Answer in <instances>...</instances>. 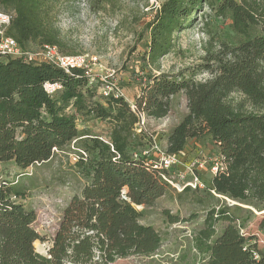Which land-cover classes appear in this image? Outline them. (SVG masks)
Masks as SVG:
<instances>
[{
  "label": "trees",
  "instance_id": "obj_1",
  "mask_svg": "<svg viewBox=\"0 0 264 264\" xmlns=\"http://www.w3.org/2000/svg\"><path fill=\"white\" fill-rule=\"evenodd\" d=\"M56 1L0 0V9L13 12L7 34L21 46L59 48L53 20ZM204 7L220 17L229 13L233 31L245 39L235 45L221 42L198 64L161 71L160 60L174 49L176 35L188 29ZM146 28L149 42L141 63L142 71L149 70L139 79L133 106L110 92L104 103L93 100L95 94L80 69L66 73L47 62L0 59V162L13 161L25 169L49 160L54 148L63 150L79 137L81 147L77 139L70 154L78 157L75 163L80 166L88 162L86 181L63 209L46 255L33 246L42 239L32 226L35 211L16 201L20 192L0 180V264H91L97 252L100 260L110 257L108 239L122 222L142 216L136 206H151L169 194L171 187L157 171L143 157H133L130 140L133 135L143 140L142 130L136 134L142 117H166L171 99L179 93L185 96L187 113L164 136L166 151L177 155L189 139L208 137L222 162L208 187L223 204L207 210L193 246L207 257V264H264V252L246 243L234 212L242 205L264 208V0H162ZM253 28L259 31L250 36ZM201 73L209 77L197 80ZM45 83L61 86L57 98L44 89ZM234 93L242 100L234 101ZM68 103L76 113L106 122L108 137L79 130L75 117L62 112ZM188 190L194 189L183 192ZM165 213L170 223L188 220ZM218 223L226 224L220 234ZM129 229V250L141 246L140 252H145L140 244L153 228L135 224Z\"/></svg>",
  "mask_w": 264,
  "mask_h": 264
},
{
  "label": "rangeland",
  "instance_id": "obj_2",
  "mask_svg": "<svg viewBox=\"0 0 264 264\" xmlns=\"http://www.w3.org/2000/svg\"><path fill=\"white\" fill-rule=\"evenodd\" d=\"M162 0H57L54 22L59 32V49L66 54H87L96 58L94 79L89 88L94 92L93 100L104 103L103 90L121 95L133 106L139 95V79L149 70L142 71L141 57L147 49L149 34L146 24L151 20ZM231 17L216 16L214 11L204 7L194 14L191 26L176 35L174 49L164 56L159 69L176 72L184 67L198 64L207 50H215L221 42L235 45L245 39L231 27ZM253 28L249 35L258 33ZM37 44V43H36ZM28 45L34 46L35 43ZM209 77L201 73L197 80ZM58 97L59 91L52 94ZM238 93L232 95L234 101L242 100ZM248 110L251 109L245 103ZM62 112L75 117L79 130L87 129L93 135L105 139L109 135V125L93 116L76 113L72 104H63ZM186 99L183 93L171 99L170 111L166 117L151 119L142 117L136 134L142 130L145 138L131 137V152L147 150L152 144L165 148L164 136L186 115ZM82 137L76 138L81 147ZM72 146V141L70 143ZM70 146L54 151L49 160L35 163L25 169L13 161L0 162V180L10 183L20 196L15 200L36 213L32 226L42 239L33 243L36 252L46 255L47 245L54 236L62 212L71 197L82 189L86 175L85 165L76 164L70 154ZM185 152L177 154L179 169L198 158L211 161L219 159L217 148L207 137L190 140ZM212 174L209 165L202 174L203 185L194 190L181 192L170 188L169 194L158 199L151 206L137 205L142 212L137 220L124 221L118 233L109 238L107 252L102 260L95 259L91 264H207V257L193 246V238L203 225L209 208H218L224 199L209 189ZM180 194V195H178ZM227 203L232 204L230 201ZM235 210L236 225L247 238V244L255 245L264 252V208L241 206ZM165 212L188 219L170 223ZM140 224L151 226L153 234L140 244L145 249L131 252L133 245L127 241L130 226ZM225 223L215 226L220 234ZM106 252V253H107ZM108 254V253H107ZM256 254V252H255ZM257 255V254H256Z\"/></svg>",
  "mask_w": 264,
  "mask_h": 264
},
{
  "label": "built area",
  "instance_id": "obj_3",
  "mask_svg": "<svg viewBox=\"0 0 264 264\" xmlns=\"http://www.w3.org/2000/svg\"><path fill=\"white\" fill-rule=\"evenodd\" d=\"M12 17L13 12L0 9V59L20 58L30 63L47 62L63 69L66 73L73 69H80L89 82L94 79L93 66L96 61L95 57L87 54H66L61 52L56 45L51 44L21 46L13 37L7 34ZM44 89L49 94H53L61 89V86L57 83H45ZM103 93L107 96L109 92L104 89ZM75 141L76 139L72 140V146ZM148 148L147 150L143 149L139 152H133V157H143L157 171L158 175L173 190L179 193L183 192L187 187L191 189L200 188L203 185L202 174L206 170L207 165H209V172L212 176L218 169L222 168L220 159L211 161L208 158H198L180 170L178 168L179 160L175 154L168 153L165 148H161L158 144H152ZM53 151H57V149L54 148ZM71 155L77 162L78 157L75 154ZM211 192L214 193L212 190ZM255 257L258 256L255 254ZM95 259L99 260L98 252L95 255Z\"/></svg>",
  "mask_w": 264,
  "mask_h": 264
},
{
  "label": "crops",
  "instance_id": "obj_4",
  "mask_svg": "<svg viewBox=\"0 0 264 264\" xmlns=\"http://www.w3.org/2000/svg\"><path fill=\"white\" fill-rule=\"evenodd\" d=\"M207 138H208V137H207ZM208 139H209V138H208ZM190 140H196V139H189L188 142H189ZM188 142H187V145H188ZM187 145H186V146H187ZM214 146H215V145H214ZM215 147H216V146H215ZM216 148H217V147H216ZM185 151H186V148H185L182 152H185Z\"/></svg>",
  "mask_w": 264,
  "mask_h": 264
},
{
  "label": "water",
  "instance_id": "obj_5",
  "mask_svg": "<svg viewBox=\"0 0 264 264\" xmlns=\"http://www.w3.org/2000/svg\"><path fill=\"white\" fill-rule=\"evenodd\" d=\"M232 204H235L234 202H232Z\"/></svg>",
  "mask_w": 264,
  "mask_h": 264
}]
</instances>
